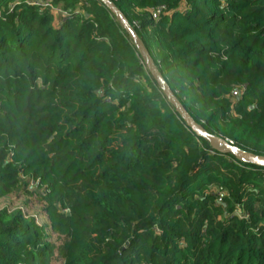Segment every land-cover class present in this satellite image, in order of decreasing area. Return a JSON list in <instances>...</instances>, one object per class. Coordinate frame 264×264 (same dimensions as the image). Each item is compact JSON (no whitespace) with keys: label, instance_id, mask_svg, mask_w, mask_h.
Listing matches in <instances>:
<instances>
[{"label":"trees","instance_id":"16d2710c","mask_svg":"<svg viewBox=\"0 0 264 264\" xmlns=\"http://www.w3.org/2000/svg\"><path fill=\"white\" fill-rule=\"evenodd\" d=\"M113 1L194 119L264 155V0ZM20 183L0 264H264V166L187 125L101 0H0V198Z\"/></svg>","mask_w":264,"mask_h":264},{"label":"water","instance_id":"95a60500","mask_svg":"<svg viewBox=\"0 0 264 264\" xmlns=\"http://www.w3.org/2000/svg\"><path fill=\"white\" fill-rule=\"evenodd\" d=\"M101 1L115 14L124 30L130 35L152 76L157 81L159 87L165 93L169 102L175 107V109L185 120L187 125L198 136L208 140L214 149L222 153H231L243 162L264 166V155L256 154L254 152L242 149L241 147L235 145L229 139L209 132L202 124L198 123L194 119V117L190 114V112L186 109L184 104L172 90L171 86L155 63V60L146 44L144 43L143 39L140 37L135 27L130 23L125 13L115 4L113 0Z\"/></svg>","mask_w":264,"mask_h":264},{"label":"rangeland","instance_id":"374dc122","mask_svg":"<svg viewBox=\"0 0 264 264\" xmlns=\"http://www.w3.org/2000/svg\"><path fill=\"white\" fill-rule=\"evenodd\" d=\"M43 1H46V0H43ZM50 3L49 2H45V5H49ZM66 12L65 11H62L61 10V8L60 9H57V12L55 13V21L57 22H60L61 20H62V18L64 17V16H66ZM157 14V13H156ZM155 14V16L156 17H158V14L156 15ZM23 187V184L22 183H20L19 184V187L18 188H16V191H14L13 193H11L10 195H8V196H5V197H1L0 198V208H2V207H10V208H14V207H16V206H18V205H20V204H22L21 202H22V199L23 198H20L19 196H18V194H19V192H20V190H21V188ZM242 212V211H241ZM240 212V213H241ZM30 215H32V214H30ZM40 218V222H43V220H41V219H43L44 217H39Z\"/></svg>","mask_w":264,"mask_h":264}]
</instances>
